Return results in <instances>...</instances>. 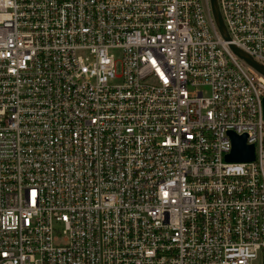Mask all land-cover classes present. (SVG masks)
<instances>
[{
	"label": "built area",
	"instance_id": "obj_1",
	"mask_svg": "<svg viewBox=\"0 0 264 264\" xmlns=\"http://www.w3.org/2000/svg\"><path fill=\"white\" fill-rule=\"evenodd\" d=\"M217 3L0 0V264H264V0Z\"/></svg>",
	"mask_w": 264,
	"mask_h": 264
},
{
	"label": "water",
	"instance_id": "obj_2",
	"mask_svg": "<svg viewBox=\"0 0 264 264\" xmlns=\"http://www.w3.org/2000/svg\"><path fill=\"white\" fill-rule=\"evenodd\" d=\"M212 10L219 27V30L225 39H228V34L219 11L217 0H211ZM233 50L245 61H247L251 66L257 69L259 72L264 74V66L259 62L246 56L239 48L236 46H231ZM263 114H264V97H263ZM232 140V149L230 153L226 155V160L228 161H252L255 158V149L252 143L247 142V134H237L233 131L229 132Z\"/></svg>",
	"mask_w": 264,
	"mask_h": 264
},
{
	"label": "rangeland",
	"instance_id": "obj_3",
	"mask_svg": "<svg viewBox=\"0 0 264 264\" xmlns=\"http://www.w3.org/2000/svg\"><path fill=\"white\" fill-rule=\"evenodd\" d=\"M115 56H116V60L118 61V65H119L120 63V51L119 50L115 51Z\"/></svg>",
	"mask_w": 264,
	"mask_h": 264
}]
</instances>
